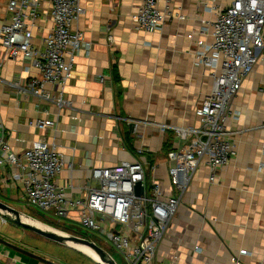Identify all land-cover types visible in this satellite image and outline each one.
Masks as SVG:
<instances>
[{"label": "crops", "instance_id": "1", "mask_svg": "<svg viewBox=\"0 0 264 264\" xmlns=\"http://www.w3.org/2000/svg\"><path fill=\"white\" fill-rule=\"evenodd\" d=\"M8 2L0 0V27L8 22ZM141 3L81 0L85 12L74 28L84 34L83 47L63 93V107L34 93L30 83L41 80V73L29 60L6 59L0 43V125L5 138L17 154L38 141L55 147L66 163L55 182L68 200L84 199L87 186H99L91 179L94 168L137 159L152 167L148 176L161 182L165 196L172 195L168 154L184 145L174 129L200 126L195 111L212 90L213 78L196 60V42H211L215 4L160 0V9L170 15L148 34L136 30L132 21ZM50 8V1L43 0L33 29L40 51L54 26ZM44 91L58 97L50 85ZM231 108L239 113L227 123L236 155L217 170L214 182L206 165L192 176L153 264H264V49ZM42 120L55 126L39 130L35 123ZM15 173L20 170L10 166L0 172V200L9 205L24 202ZM77 218L74 213L62 225L85 235L70 228L72 223L80 226ZM49 243L8 223L0 227V264H58L39 251Z\"/></svg>", "mask_w": 264, "mask_h": 264}, {"label": "built area", "instance_id": "2", "mask_svg": "<svg viewBox=\"0 0 264 264\" xmlns=\"http://www.w3.org/2000/svg\"><path fill=\"white\" fill-rule=\"evenodd\" d=\"M49 1L54 26L44 40L43 51L33 42V29L43 0H9L8 22L0 27V43L6 59L29 60L41 73V80L30 83L34 93L63 107L66 102L62 96L73 77L76 56L84 40L83 32L74 26L85 11L81 0ZM159 1L142 0L132 19L136 30L150 34L163 26L170 14L160 9ZM209 1L217 10L211 25L212 40L210 43L197 40L195 57L211 71L213 87L195 111L200 126L174 129L184 145L168 154L172 163L169 170L172 195L165 196L161 182L148 176L150 166L137 159L109 168H94L91 179L99 186H87L84 199L68 200L55 182L66 166L63 155L43 141L17 154L0 125V172L6 166L20 170L13 178L22 184L27 207L62 220L76 213L80 225L88 231H104L107 241L128 264H153L157 245L199 167L206 165L214 182L217 170L236 155L227 123L230 117L239 116L232 111V100L264 49V0ZM112 40L110 36L109 41ZM105 80L100 77V82ZM45 85L54 87L58 97L46 93ZM35 126L46 130L55 123L42 120ZM138 184L143 189L141 195L136 192Z\"/></svg>", "mask_w": 264, "mask_h": 264}, {"label": "water", "instance_id": "3", "mask_svg": "<svg viewBox=\"0 0 264 264\" xmlns=\"http://www.w3.org/2000/svg\"><path fill=\"white\" fill-rule=\"evenodd\" d=\"M137 195H141L143 189L141 184H138L136 188ZM0 217L7 223L10 222L26 231H29L49 242L56 243L62 246H65L69 249L77 251L82 255L90 258L96 264H117L116 260L113 256L106 251L104 248L99 246L95 241L85 237L79 236L76 234H69L59 229H56L52 226L46 225L43 222H40L38 219L31 217L25 213H22L13 207L7 205L0 201ZM30 219L32 221L39 222L47 227V229L35 226L24 219ZM19 251L23 254H28L34 258H38L41 260L40 257H37L34 254L28 253L22 249Z\"/></svg>", "mask_w": 264, "mask_h": 264}, {"label": "rangeland", "instance_id": "4", "mask_svg": "<svg viewBox=\"0 0 264 264\" xmlns=\"http://www.w3.org/2000/svg\"><path fill=\"white\" fill-rule=\"evenodd\" d=\"M13 195L17 196L18 192L13 191ZM2 202L5 203L4 201H2ZM10 204L11 205H9V204H7V205L13 207L14 209H16L22 213H25L31 217L38 219L40 222H43L46 225L52 226L56 229H59L61 231L69 233V234H74V233L68 232L64 229V226L62 225V223L64 224L65 222L62 219L56 218L52 214L45 213V212L40 211V210L35 209V208H28L22 199L13 201ZM8 223L12 224L10 222H7L6 225H8ZM6 225L4 224V222L2 223L0 221V227L1 228L6 227ZM70 228L73 232H78L80 234L84 233L87 238L95 241L99 246H101L106 251H108L111 255H113L117 264H128L127 261L125 260V258L117 250H115L112 247V245L109 243V241H107L103 231H101L100 233L91 232V231H88L87 229H85L84 227H82L81 225L79 226V225L73 224V223L71 224ZM85 235H83V236H85ZM39 251H44V252L49 253L52 260H54L58 264H89L90 263L89 260H87L81 254L75 252L72 249H69L65 246H62V245H59L56 243H49V246L42 248Z\"/></svg>", "mask_w": 264, "mask_h": 264}, {"label": "bare ground", "instance_id": "5", "mask_svg": "<svg viewBox=\"0 0 264 264\" xmlns=\"http://www.w3.org/2000/svg\"><path fill=\"white\" fill-rule=\"evenodd\" d=\"M24 220L27 221V222H29V223H31V224H33V225H35V226H38V227H41V228L47 229L46 226H44L43 224H41V223H39V222L32 221V220H30V219H26V218H25Z\"/></svg>", "mask_w": 264, "mask_h": 264}, {"label": "trees", "instance_id": "6", "mask_svg": "<svg viewBox=\"0 0 264 264\" xmlns=\"http://www.w3.org/2000/svg\"><path fill=\"white\" fill-rule=\"evenodd\" d=\"M86 237V236H85Z\"/></svg>", "mask_w": 264, "mask_h": 264}]
</instances>
